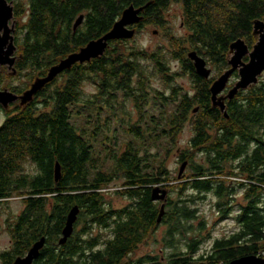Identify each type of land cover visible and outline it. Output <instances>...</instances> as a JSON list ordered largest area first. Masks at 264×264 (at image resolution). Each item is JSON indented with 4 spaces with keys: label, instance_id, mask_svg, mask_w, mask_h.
I'll return each instance as SVG.
<instances>
[{
    "label": "trees",
    "instance_id": "obj_1",
    "mask_svg": "<svg viewBox=\"0 0 264 264\" xmlns=\"http://www.w3.org/2000/svg\"><path fill=\"white\" fill-rule=\"evenodd\" d=\"M174 4L181 8L182 34L176 33L164 16ZM130 5L144 7L141 21L134 26L136 33L151 26L164 36L165 44L147 49L129 45L131 39L109 41L103 55L64 70L28 105L18 106L0 128V209L13 197L24 205L10 231L13 251L22 254L44 236L45 245L33 264H120L124 258L127 262L122 264H164L158 256L132 258L131 254L160 223L167 225L168 244L175 236L183 238L192 230L188 221L196 217L193 205L203 193L214 189L224 208L232 189L223 177L250 173L254 183L247 184V202L236 216L239 229L216 243L236 242L250 234L255 243L250 240L252 244L240 246L238 253L262 255L264 77L226 99L224 111L212 104L210 86L230 67L234 41L243 39L249 49L257 42L254 23L264 19V0H18L17 68L25 71V88L46 76L67 55L107 33ZM82 14L83 21L73 30V23ZM190 50L213 68L208 79L197 75L187 57ZM152 75L160 77V88L150 85ZM186 76L191 90L177 82L176 78ZM85 81L92 82L97 93L83 100ZM151 91L155 102L149 101ZM120 93L133 99L140 119L125 123L130 137L124 148L116 147V137L113 141L105 137V144L97 150L93 141L101 133L96 128L99 118L90 128L79 126L82 111L76 105L89 107L84 122L91 124L92 106L98 104L99 113L103 105L114 108ZM151 104L152 113L146 111ZM186 124L192 136L178 161H187L188 173L178 177L179 171L173 175L165 166V156L177 145ZM56 162L61 169L58 181L54 179ZM238 163L240 167L235 165ZM28 165L31 168L27 170ZM117 179H122V185L115 193L129 200L121 208H114L104 197L105 189ZM155 185L177 188L180 195L177 201L167 197L160 222L163 202L151 199ZM189 191L200 195H190ZM73 205L80 209L78 222L67 242L59 245ZM95 225L99 226L97 236L92 231ZM109 227L113 240L97 246L96 239L105 237ZM197 242H190L189 250ZM167 261L189 264V257L173 253Z\"/></svg>",
    "mask_w": 264,
    "mask_h": 264
},
{
    "label": "rangeland",
    "instance_id": "obj_2",
    "mask_svg": "<svg viewBox=\"0 0 264 264\" xmlns=\"http://www.w3.org/2000/svg\"><path fill=\"white\" fill-rule=\"evenodd\" d=\"M164 16L170 22L171 26L173 27L176 33H183V28L181 24V8L177 4L170 5L165 11ZM153 30L155 29L151 26L143 28L141 32L135 34L134 38H131L132 42H130L129 45H137L145 47L147 49H151L159 44H165L164 36L160 33L153 34ZM174 67L176 68V65H174ZM209 67L213 69L211 66ZM151 68L152 66H147L148 70H151ZM235 72H237V75L231 78L230 83L234 82L235 84L239 78L238 71L236 70ZM260 77H264V73ZM176 79L177 82L181 84V86L185 90H191V82L189 81L187 76L179 77ZM149 83L155 89L161 87L160 77L158 75H152L149 78ZM22 84H26V79L24 75L23 78L19 80V85ZM82 87L84 94L83 100H85L87 97H92V94L97 93L96 86L90 81H85ZM153 95L154 94L151 91L149 97L150 102H155L152 99ZM117 100L118 102L114 103V108H109L106 105H103V110L100 113L98 111L99 105L94 104L90 109L91 115L94 116L91 119V124H87L86 122H84L85 116H87V114H90L89 107L84 106L83 103H78L76 105L77 110L82 111L81 115H79L78 117L79 126L90 128L91 125L95 123L96 119L99 118V123L96 128H99L101 133L98 135L96 140L93 141L97 150L101 149L102 143L105 144V139H103L105 137H108L110 139L116 137L118 139L116 142V147L120 148V146L122 145V148H124L123 146H125L130 137V135L125 130V123H135L140 119L139 110L136 108V104L134 103L132 98L126 97L120 93ZM152 105L153 104L147 107L146 111L152 113ZM141 122L143 123L144 121L142 120ZM191 136V127L189 124H186L183 131L179 134L177 138V145L170 150L167 156L163 154L165 156V166L169 170H171L173 175H176V173L180 169L182 163H179L178 161L179 154L183 149L189 148L188 144ZM113 140L114 139H112V141ZM162 152H164V148H162ZM30 168L31 165L26 166L27 170ZM183 173L184 175L188 173L187 165ZM121 185L122 179L114 180V182L111 183L109 187L106 188L104 191V197L106 201H108L114 208H121L129 202L128 199L123 198L115 193V190H117ZM226 186L232 189L231 191L235 196L233 199L228 198L229 200H232V207L230 208L228 216L226 215L225 217L224 214L218 211V207L216 204L219 202L221 203L222 199H220L216 195H213L212 193H206L205 196L201 195V198L197 199L193 205V207L197 209V215L194 219L188 221V223L192 226V230L188 229L189 232H187L183 238L181 236H175L173 241L174 247L168 245L166 241L167 225L160 223L159 226L155 229L152 236L147 237L144 242L141 243L137 247V249L131 254V257L141 258L147 255L158 256L164 262V264H167V257L175 253L180 255V257H187L192 255L191 257L194 258V263L198 262L199 257H201L205 253L204 251L209 248L211 242L215 238H222L230 234L231 232L236 231V229L238 228L233 218L234 214L237 213L236 205L246 204V201L243 199L244 191L240 187L236 186V183H226ZM232 192H229L228 196ZM194 193L195 196L200 195L199 193L192 191H189L188 194L192 195ZM167 196L168 198L173 199L175 201H177L180 197L177 188H168ZM23 208V202L16 197L11 198L8 201L7 205L3 206V209L1 210L2 217L0 221L1 251L6 249L10 245L11 233L9 234L6 226L4 225L5 218L7 219V217H13L20 214ZM201 223L203 224L202 226ZM194 239L195 241L198 240V244L195 251L191 253L188 249V244ZM262 255H264V253H262Z\"/></svg>",
    "mask_w": 264,
    "mask_h": 264
},
{
    "label": "water",
    "instance_id": "obj_3",
    "mask_svg": "<svg viewBox=\"0 0 264 264\" xmlns=\"http://www.w3.org/2000/svg\"><path fill=\"white\" fill-rule=\"evenodd\" d=\"M144 7L128 6L120 18L114 23L113 27L104 35L97 39L89 41L84 47L76 52L67 55L66 58L53 65L46 76L37 79L31 87L22 96L24 101H31L33 96L37 94L47 83L62 73L64 70L71 68L76 63L89 62L91 59L97 58L104 54L109 41L115 39H131L135 36V29L131 26L138 24L142 16L140 15ZM13 16V6L7 0H0V30L4 29L9 33L12 29L9 28V20ZM83 14L80 15L73 23V30L83 21ZM153 34H157V30H153ZM254 34L258 35L257 42L249 49L243 39H237L230 45L231 56L228 60L229 68L216 78L210 86V98L214 106H218L222 111L225 109V100L232 99L240 90L247 89L252 84H256L259 77L264 73V19H259L254 23ZM9 36L1 37L0 46L8 39ZM13 45V44H12ZM14 47H12L13 51ZM248 57V61H244V57ZM187 57L193 62L197 75L208 79L212 74V69L208 66L204 57L199 55L195 50H190ZM238 71L239 78L236 83L228 89L225 96H220L226 89L231 75ZM16 96H14V99ZM194 112L197 109L193 110ZM227 117V114L225 113ZM187 165V161L180 166L178 177H181ZM61 177L60 164L55 163L54 179L58 181ZM168 189L155 185L151 190V199L154 201H162L160 213L157 221L160 222L164 214L165 204L167 199ZM79 206L73 205L67 213L64 227L61 236L57 243L64 245L74 230V223L79 214ZM46 237L42 236L36 240L28 249L24 257H17L13 264H33L40 256V251L44 247ZM230 264H264V258L260 255H248L232 261Z\"/></svg>",
    "mask_w": 264,
    "mask_h": 264
},
{
    "label": "flooded vegetation",
    "instance_id": "obj_4",
    "mask_svg": "<svg viewBox=\"0 0 264 264\" xmlns=\"http://www.w3.org/2000/svg\"><path fill=\"white\" fill-rule=\"evenodd\" d=\"M22 1H27V0H22ZM7 2L13 6V16L8 22L9 28H11L12 30L9 33H6L4 31V29L0 30V39H1V37H5L6 35L10 37L0 46V128L2 126H4V124L7 122L8 119H10L11 117L14 116L18 106L24 107V106L29 104L30 101H24L22 96L31 87V85L35 82L34 81L33 83H31L28 88H25V84L19 85V80L23 78V74L25 71L24 70H18V68H17L19 55H18V46L16 44V39H17V31H18L17 26H19V25L17 24V21L15 19V8H16V4L18 3V0H7ZM134 26L135 25L131 26V28L135 29ZM135 34H136V29H135ZM12 47H14L13 51H11ZM234 74H237V72H234L231 75V77L229 78L228 84H230L231 78L234 77ZM38 79H40V78H38ZM228 89H229V87L227 86V89L220 96H225ZM14 96H16L15 99H14ZM240 159H242V156L240 157ZM235 165L240 167V163L235 164ZM235 172H238V174H239L240 171H239V169H236ZM249 176H250V173H243V174H239L236 176H234V175L227 176L226 175L223 177L224 178L223 180L226 183H231V184L236 183V186H238L240 188L242 187V189L244 191L243 199L247 202L246 197H245V190L248 187L247 184L248 183H254V181L249 179ZM251 176H253V175H251ZM12 177H13V175H12ZM206 193H212L213 195H216L214 189H211V190L203 193V196H205ZM234 197L235 196L232 192L226 198V201L228 202V204L224 207L227 209L226 212L223 211L224 208L222 206H220V202L216 204L218 207V211L221 212L222 214H224L225 217H226V215L228 216L230 208L232 207V200H229V199H233ZM244 205H242V204L236 205L237 213L234 214V218H233L235 221V224L238 226L236 231H233L230 234H228L222 238H215L211 242L209 248L206 249V251H204L205 253L201 257H199L198 262L194 263V258L191 257L192 255L187 256V257H189V261H188L189 264L190 263L191 264H230L232 261L239 259L241 257H244V256L258 255L255 253H245V254L238 253L240 246H246V245L248 246V245H251L252 243H255L254 237L250 234L248 236L245 235V236L240 237L239 239H237L236 242H230V243L225 242V244L216 243L217 242L216 240L227 239L228 237H230L231 235H234L235 232L238 231L239 224L237 222L236 216L241 212L242 206H244ZM20 214L13 216V217H7V219L5 218L4 225L6 226L9 234H10V231L12 229V226L18 222L17 218L20 216ZM1 217H2V211L0 209V221H1ZM112 221H113V219L109 220L110 223H112ZM77 222H78V219H77ZM77 222H76V224H77ZM79 228L80 227H78V225L75 226V230H79ZM98 228H99V226L95 225L94 228L92 229V231H98ZM0 231H1V222H0ZM97 235H99V233L94 232V236H97ZM113 235H114V232H112V230L110 228V231L107 232L105 237H103V238L100 237L99 239H96V241L98 242L97 246H101L102 244H104L108 240H110V241L113 240V238H114ZM250 240L252 241V243ZM173 244L174 243H170L168 245H170L172 247ZM197 244H198V242L193 245L194 248H191L189 250L191 253H193L195 251V249L197 248ZM12 245H13V239H12L11 234H10V245L6 249H4L3 251L0 250V264H13L14 260L17 257H20V256L24 257L26 255L28 249L30 248L29 247L22 254H16L13 251ZM188 249H189V247H188ZM225 252H227L226 255H225ZM260 256H262L264 258L263 255H260ZM123 261L127 262L126 258H124L120 264L124 263Z\"/></svg>",
    "mask_w": 264,
    "mask_h": 264
}]
</instances>
